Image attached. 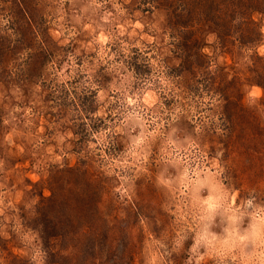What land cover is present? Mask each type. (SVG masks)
<instances>
[{"label":"rangeland","instance_id":"374dc122","mask_svg":"<svg viewBox=\"0 0 264 264\" xmlns=\"http://www.w3.org/2000/svg\"><path fill=\"white\" fill-rule=\"evenodd\" d=\"M0 264H264V0H0Z\"/></svg>","mask_w":264,"mask_h":264},{"label":"bare ground","instance_id":"6f19581e","mask_svg":"<svg viewBox=\"0 0 264 264\" xmlns=\"http://www.w3.org/2000/svg\"><path fill=\"white\" fill-rule=\"evenodd\" d=\"M257 225V224H256ZM253 226V225H252ZM258 226V225H257ZM259 229V228H258ZM251 230V229H250ZM254 230H256V229H254ZM253 232V231H252ZM258 233H259V231H258ZM263 233V232H262ZM261 234V233H260ZM251 235V237H252V234H250ZM259 235V234H258ZM262 235V234H261ZM255 237V236H254ZM261 237V236H260ZM255 238H257V236L255 237ZM258 238H259V236H258Z\"/></svg>","mask_w":264,"mask_h":264},{"label":"trees","instance_id":"16d2710c","mask_svg":"<svg viewBox=\"0 0 264 264\" xmlns=\"http://www.w3.org/2000/svg\"><path fill=\"white\" fill-rule=\"evenodd\" d=\"M24 12V11H23ZM26 12H24V14H25ZM27 14V13H26Z\"/></svg>","mask_w":264,"mask_h":264}]
</instances>
